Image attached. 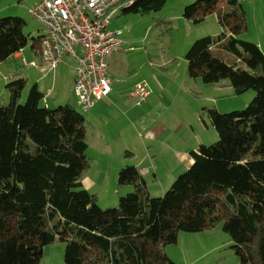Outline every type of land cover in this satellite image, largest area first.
<instances>
[{"label": "trees", "instance_id": "16d2710c", "mask_svg": "<svg viewBox=\"0 0 264 264\" xmlns=\"http://www.w3.org/2000/svg\"><path fill=\"white\" fill-rule=\"evenodd\" d=\"M166 3L133 0L122 11L145 15ZM213 14L225 32L193 43L185 57L189 76L227 80L237 94L256 95L244 110H208L219 141L192 150L193 163L162 197H152L138 168L128 166L118 186L132 191L102 209L82 184L90 167L83 111L47 107L37 84L22 103L27 81L7 84L9 103L0 102V264H39L56 241L66 244L64 264H176L166 248L181 232L220 224L240 264H264V52L240 39L248 31L242 0H196L183 17L199 23ZM24 26L21 17L0 16V64L28 45ZM42 37L33 39L37 53ZM216 50L236 60L226 62Z\"/></svg>", "mask_w": 264, "mask_h": 264}, {"label": "rangeland", "instance_id": "374dc122", "mask_svg": "<svg viewBox=\"0 0 264 264\" xmlns=\"http://www.w3.org/2000/svg\"><path fill=\"white\" fill-rule=\"evenodd\" d=\"M11 1L16 3L15 6L4 8L0 16L13 15L24 19L23 31L29 37V43L23 55L28 62H38L40 50L37 53L32 44L33 39L44 34V27L29 14L30 2L34 0H5L3 5H9ZM195 1L167 0L163 9L145 15L125 14L120 10L108 27L122 32L120 39L124 42L109 68L114 91L110 101L95 103L90 112L81 111L87 119L91 145L87 150L90 167L82 178V184L97 197L102 209L117 207L120 197L128 193L126 189L132 191L131 187L118 186V176L116 180H106L103 186L88 184L86 177L97 180L104 176L102 169L108 168V158L113 161L119 159L124 165L121 169L128 166H136L141 172L143 167L148 169L144 176L150 194L162 197L187 171L192 150L219 141V133L209 119L208 110L216 108L221 113L244 110L256 95L252 90L237 94L227 80L206 84L189 76L185 57L193 43L225 32L216 14L199 23L183 17L186 6ZM242 3L247 13L248 31L240 39L264 43V0H242ZM215 53L226 62L236 60L226 52L216 50ZM24 57L13 56L0 64L2 104L9 103L7 84L24 78L27 82L22 103L26 101L30 88L37 83L39 88L56 90L51 96H46L52 108L58 107V102L62 101L61 105L70 104L80 110L74 91L77 65L74 60L66 57L59 70L44 76L37 69L27 67ZM116 59L119 60L117 66L113 65ZM144 80L153 89L149 99L151 105L148 109H138L129 93L134 85ZM148 123L161 125L164 129L158 136H150L145 126ZM100 136L111 144L109 152H112L107 160L96 148L95 140ZM233 245L220 224L203 232H181L178 243L168 246L166 252L176 264H240ZM65 250L66 244L60 241L45 246L39 264H64Z\"/></svg>", "mask_w": 264, "mask_h": 264}, {"label": "built area", "instance_id": "2783aa9c", "mask_svg": "<svg viewBox=\"0 0 264 264\" xmlns=\"http://www.w3.org/2000/svg\"><path fill=\"white\" fill-rule=\"evenodd\" d=\"M133 0H41L29 9V14L44 27L40 61L25 65L44 76L55 71L67 58L76 62L74 91L83 112L98 101L106 100L113 91L109 61L120 52L124 42L122 32L108 29L122 8ZM152 94L147 81L136 84L130 96L135 105L143 106ZM144 169L143 173H147Z\"/></svg>", "mask_w": 264, "mask_h": 264}, {"label": "crops", "instance_id": "0c3cea01", "mask_svg": "<svg viewBox=\"0 0 264 264\" xmlns=\"http://www.w3.org/2000/svg\"><path fill=\"white\" fill-rule=\"evenodd\" d=\"M39 1H41V0H34V1H32V2H30V5L32 4V6L33 5H35L36 3H38ZM5 2V0H0V12L4 9V8H7V7H13V6H15V4L16 3H14V2H12L11 4H9V5H6V3H5V5H3V3ZM20 2H22V0H20ZM259 46H260V48L262 49V51L264 52V43L262 42V41H258V42H256ZM115 55L116 54H114L113 55V57L110 59V61H109V68H110V66H111V64H112V60L114 59V57H115ZM14 57H20V54L18 53V54H16ZM114 63H113V65H115V66H117L118 64H119V60L118 59H116L115 61H113ZM63 66V64H61L56 70H59L61 67ZM56 70H55V72H56ZM114 70V69H113ZM115 72V71H114ZM115 74H117V72H115ZM112 77H113V75H112ZM37 84V83H36ZM38 85V88L40 87L39 86V84H37ZM135 86V85H134ZM134 86H133V88H134ZM132 88V89H133ZM39 90L42 92V93H44L45 94V92H48V95H46L45 94V96H51L53 93H55V91L56 90H54L53 91V89L51 88H47V90L45 89V88H39ZM114 91V90H113ZM113 91H112V93H113ZM132 91V90H131ZM151 91H152V94L150 95V97H149V99L151 98V96L153 95V89L151 88ZM112 93L109 95V97L106 99V100H104L103 102H107V101H110L111 99H110V97H111V95H112ZM129 96H130V93H129ZM133 98V97H132ZM63 99H65V98H63ZM149 99H148V101L143 105V106H140V108L141 109H148L149 107H150V105H151V102L149 101ZM62 100V99H61ZM44 102H45V104H46V106L47 107H50V108H52L51 107V105L49 104V101H48V99L45 97V100H44ZM98 102H100V101H98ZM98 102H96V103H98ZM60 105H61V103H63L62 101L61 102H58ZM59 105V106H60ZM95 106H96V104L94 105V107L91 109V110H89L88 112H90V111H92L94 108H95ZM138 109H139V107L138 106H136ZM147 107V108H146ZM54 108V107H53ZM140 109V110H141ZM142 111V110H141ZM145 126H146V129H147V132H148V134L150 135V136H158L161 132H162V130L164 129V127L163 126H161V125H153V124H145ZM158 134V135H157ZM88 135V134H87ZM96 141V143L98 144V145H96V148L97 149H99L100 151H101V155H102V157H104V158H106V160H107V157L109 156H111V152H109V149L111 148L110 147V143L109 142H107V141H104V138L102 137V136H100V139L99 140H95ZM95 143V144H96ZM88 144H89V147H88V150L91 148V145H90V143H89V140H88ZM187 152V151H186ZM186 152H181V154H186ZM107 163H108V168H107V166H106V168H104V169H102V171H103V175L104 176H102V178H100V179H97V180H93L91 177H86V179H87V182H88V184L90 185V186H94V185H96V184H100L101 186H103L104 185V183L106 182V180H108V181H113V180H116V178H117V176H118V173H119V171H120V169H121V167L122 166H124L123 165V163H121L120 161H119V159H117V160H115V161H113V160H110L109 158H108V160H107ZM193 163V160L189 157V159H188V161H187V164H188V166L189 165H191ZM107 165V164H106ZM145 169V167H143L142 168V172L140 171V173L144 176V173H143V170ZM146 175V174H145ZM144 178H145V176H144ZM85 185V184H84ZM126 191L127 192H130L131 191V189L130 188H127L126 189ZM112 199H114L113 197H112Z\"/></svg>", "mask_w": 264, "mask_h": 264}]
</instances>
